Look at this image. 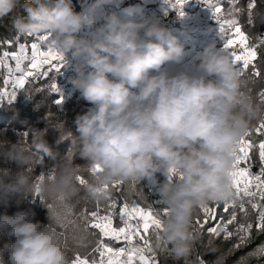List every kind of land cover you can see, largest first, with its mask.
I'll list each match as a JSON object with an SVG mask.
<instances>
[{
	"label": "clouds",
	"instance_id": "clouds-1",
	"mask_svg": "<svg viewBox=\"0 0 264 264\" xmlns=\"http://www.w3.org/2000/svg\"><path fill=\"white\" fill-rule=\"evenodd\" d=\"M123 3L84 0L77 12L72 0H0V19L15 12L19 34L50 35L64 66L70 54L76 61L71 83L93 106L76 117L78 136L62 130L83 165L53 151L39 129L16 142L0 139V160L20 169L0 168V202L14 199L16 207L0 213V264H69L51 212L43 224L25 207L36 197L32 169L45 156L55 171L39 182L44 200L76 196L77 176L97 165L84 187L94 200L104 199L116 181L156 184L170 210L160 238L177 262L193 254L196 210L233 196L235 146L264 118V105L245 91L239 68L222 48L210 43L189 60L172 28L144 15L140 5ZM86 29L90 34L82 35Z\"/></svg>",
	"mask_w": 264,
	"mask_h": 264
},
{
	"label": "trees",
	"instance_id": "trees-1",
	"mask_svg": "<svg viewBox=\"0 0 264 264\" xmlns=\"http://www.w3.org/2000/svg\"><path fill=\"white\" fill-rule=\"evenodd\" d=\"M91 2V0H88ZM84 0H72V4L77 12L82 10ZM136 4L144 5V2L136 1ZM249 4H254L252 9H249ZM223 17L225 20L235 18L238 20L242 27V31L249 37L250 42L255 44L259 40H264V0H222ZM148 9V7L146 8ZM232 15L229 16L228 13ZM16 13H12L3 19H0V56L7 51L9 53L17 51L18 43H25L29 46L32 42H35L36 36L29 34H19L12 25V19ZM211 21L216 22L213 17ZM86 29L84 33L87 32ZM86 35V34H85ZM19 40L17 43V37ZM181 42L185 48L194 47L198 45V40H194L190 36H181ZM219 37V34L216 35ZM6 41H13L9 46ZM258 59L256 60V67L260 70L261 76L256 77L252 74V68L250 67L247 72L242 75L245 81V91L255 99L257 103H260L259 93L264 91V47L259 50ZM68 64L63 66L59 73L53 71L49 73L48 77L37 80L31 84L26 85L25 89L17 91L14 99L10 100L9 95L5 91L3 81L7 77V65H0V139H4L10 142H16L17 139L28 136L30 137L32 129H39L45 132V138L53 151L60 152L61 154L72 153L73 159L77 165H83L85 162L76 157L74 150L72 149L71 139H63L62 130H70L74 136H78L76 132L75 119L78 115L85 114L89 108L93 107L87 101H85L80 92L76 90L71 80L75 76V61L72 60L70 54L66 57ZM14 67V64L12 65ZM57 84L58 92L54 93L51 90L52 84ZM8 91H11L9 88ZM57 101H60L57 103ZM258 121L254 120L253 124ZM59 138L63 139L62 141ZM256 143H259V137H255ZM59 141V142H58ZM251 159V171L257 173L260 168V161L258 157V150H253L249 153ZM54 162L48 157H42L39 159L34 168L32 174L35 178L38 177L41 170L54 168ZM0 168H11L13 171L20 170L15 163L4 162L0 160ZM82 177L88 180L91 175L87 167L80 173ZM141 186L143 187L141 190ZM80 192L73 197H69V204L71 211L70 217H78L85 209L88 211L95 210L96 201L94 199H86V191L80 186ZM110 195L115 198L122 206L123 202H131L133 200L138 201L142 207H149L153 201H159V196L156 191V184L149 180L136 181L135 187L132 185V181L126 182L117 188L110 189ZM52 202V199L42 201L39 196L35 198H29V202H26L25 207H32L36 212L35 219L41 221L43 224H49V212L54 217L52 227L57 233L65 232L67 235V241L61 238V242L65 247L68 255L69 262L75 258L78 253L82 257L88 256L89 259L92 256H96L99 259L98 253L92 252L94 238L89 234L86 237V241L78 243L71 238L70 231H66L56 221V218L47 207V203ZM101 208L106 205V201L103 199L100 201ZM210 209H215V217L213 220L209 216L208 223L204 225V229L194 240L193 254L188 259L182 261H175L169 252H161L157 250L156 259L158 264H198L199 260H203L205 264H216V261L222 258L223 264H264V253L260 249L264 248V231H260L255 227L256 214L249 206L250 222L253 223V228L248 234L246 241L240 244L239 237L236 233V225H230L229 231H232L234 235L225 239V234L221 232L220 236L211 235L207 232L209 227H213L221 220V217L226 221L229 218L230 213L224 212V202H209L206 204ZM60 211L64 209L58 205ZM16 211L14 199H10L7 203L0 202V213L7 212L12 214ZM118 211V208H117ZM231 211V209H230ZM239 222H243L241 214L238 212ZM199 217L201 222L204 219V213L200 207L196 210L194 215L193 224ZM114 226L120 224L118 216L114 218ZM193 227V225H192ZM91 232H98V230H90ZM153 242L155 237L152 238ZM211 240V242H210ZM240 245L237 247V245ZM111 245L114 247H120L124 245L123 241H112ZM169 248V246H168ZM91 253V255H89ZM139 264V262H137Z\"/></svg>",
	"mask_w": 264,
	"mask_h": 264
},
{
	"label": "snow or ice",
	"instance_id": "snow-or-ice-1",
	"mask_svg": "<svg viewBox=\"0 0 264 264\" xmlns=\"http://www.w3.org/2000/svg\"><path fill=\"white\" fill-rule=\"evenodd\" d=\"M187 2L188 0H174L171 6L177 10L178 15L183 16L182 9ZM202 4L211 11L212 17L218 25V33L223 41L222 50L231 57L241 75H244L251 67L252 74L260 77L261 72L256 67L255 62L258 59V50L264 47V40H259L255 44L251 43L249 37L242 31L237 19L225 20L222 14V0H202ZM253 7L254 4H249V9ZM228 15L231 16L232 13L229 12ZM18 40L19 36L17 43ZM6 43L11 46L13 41H6ZM0 65H7V77L3 84L10 100H12L17 91L25 89L26 85L48 77L50 72L59 73L64 66V57L53 46L50 35L41 34L36 37L35 42L31 43L30 54L27 44L18 43L17 51L2 53ZM50 87L54 93L59 91L55 83ZM9 88L11 91H8ZM3 94L0 93V95ZM259 98L261 104L264 105V91L259 93ZM59 102L57 101V103ZM254 136L259 137L258 144ZM253 150H258L261 165L257 173L250 170L251 157L249 153ZM234 152L236 158L229 173L233 196L224 201V212L230 213L229 218L225 221L221 217V220L215 226L209 227L207 232L210 236H220L223 232L225 239H228L234 235L232 231L228 230L229 226L235 224L237 226L235 234L239 237L240 244H243L253 228V223L250 222L249 206L256 214L255 227L264 231V118L259 119L256 124L249 127L245 135L236 144ZM69 155L72 153L69 152ZM99 170V165L95 166L94 169H88L90 174ZM54 171V168L41 170L36 178L35 196H39L42 201L45 200L40 195L39 182L44 179L45 175H53ZM77 181L83 188L88 183V180L81 175L77 176ZM135 182V180L132 181L133 187H135ZM122 184H124L123 181H116L111 185V188L119 189ZM104 188L108 191V186H104ZM142 188L141 186V190ZM85 198L90 197L86 195ZM103 200L106 201L103 208L100 205L101 200H95V210L88 211L85 209L78 217H70L69 197L63 194L53 196L52 202L47 203V207L52 210L57 223L66 231H70L73 241L83 243L89 234L94 238L92 252L98 253L99 259L96 256L89 259L88 256L82 257L77 253L69 264H137V262L139 264H158L157 250L169 252L167 242L160 238L162 219L170 211L166 205L159 200L153 201L152 205L145 208L138 201L133 200L123 202L122 206L118 207L119 202L111 197L110 191ZM58 205L64 211L61 212ZM200 209L204 213V219L201 222L197 217L193 224L192 231L195 238L204 229V225L208 223L209 216L213 220L216 219L214 208L210 209L207 205H201ZM238 212L241 214L243 222L238 223L240 219ZM117 216L120 224L114 226L113 221ZM90 230H98V232H91ZM58 236L60 240L63 238L65 242L67 241L68 237L65 232L58 233ZM153 237H155L154 242ZM112 241H123L124 246L114 247L111 245ZM239 246L238 244L237 247ZM65 247H67L66 243ZM260 251L264 253V248ZM198 264H205V262L199 260ZM216 264H223L222 258L217 260Z\"/></svg>",
	"mask_w": 264,
	"mask_h": 264
},
{
	"label": "rangeland",
	"instance_id": "rangeland-1",
	"mask_svg": "<svg viewBox=\"0 0 264 264\" xmlns=\"http://www.w3.org/2000/svg\"><path fill=\"white\" fill-rule=\"evenodd\" d=\"M136 1L144 2L141 7L144 15L155 14L175 33L179 32L184 34L181 36H190L199 41L197 46L186 48L191 53L189 60L198 58L199 53L210 43H214L217 48H222L223 41L220 35L216 37L219 34L218 25L211 21L212 13L203 6L202 0H188L182 9L183 16L178 15L177 10L171 6L168 0H124L122 6L140 5L136 4ZM147 7L148 9H146ZM90 31L87 30L84 35H89Z\"/></svg>",
	"mask_w": 264,
	"mask_h": 264
},
{
	"label": "built area",
	"instance_id": "built-area-1",
	"mask_svg": "<svg viewBox=\"0 0 264 264\" xmlns=\"http://www.w3.org/2000/svg\"><path fill=\"white\" fill-rule=\"evenodd\" d=\"M170 4H172L174 2V0H168ZM76 63V61H75ZM124 246V245H123ZM121 247V246H120Z\"/></svg>",
	"mask_w": 264,
	"mask_h": 264
},
{
	"label": "crops",
	"instance_id": "crops-1",
	"mask_svg": "<svg viewBox=\"0 0 264 264\" xmlns=\"http://www.w3.org/2000/svg\"><path fill=\"white\" fill-rule=\"evenodd\" d=\"M176 34H177V35H184V34H182V33H179V32H177Z\"/></svg>",
	"mask_w": 264,
	"mask_h": 264
}]
</instances>
